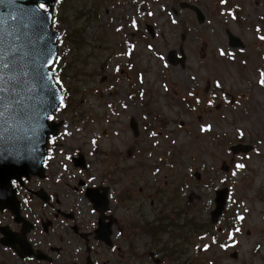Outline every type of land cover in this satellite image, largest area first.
<instances>
[{
    "label": "rangeland",
    "instance_id": "rangeland-1",
    "mask_svg": "<svg viewBox=\"0 0 264 264\" xmlns=\"http://www.w3.org/2000/svg\"><path fill=\"white\" fill-rule=\"evenodd\" d=\"M51 28L68 103L51 117L63 121L56 159L76 149L93 174L112 170L116 199L129 179L134 189L141 179L164 189L179 180L184 198L195 195L198 227L227 188V234L213 264H264V0H56ZM226 30L240 49L229 48ZM237 144L253 150L232 156Z\"/></svg>",
    "mask_w": 264,
    "mask_h": 264
},
{
    "label": "flooded vegetation",
    "instance_id": "flooded-vegetation-1",
    "mask_svg": "<svg viewBox=\"0 0 264 264\" xmlns=\"http://www.w3.org/2000/svg\"><path fill=\"white\" fill-rule=\"evenodd\" d=\"M59 131L48 139L42 174L11 183L17 204L0 208V264H213L227 234L225 210L216 224L209 218L198 227L195 195L184 198L179 180L164 189L141 179L134 189L129 179L113 198L112 170L93 174L76 149L56 159Z\"/></svg>",
    "mask_w": 264,
    "mask_h": 264
},
{
    "label": "water",
    "instance_id": "water-1",
    "mask_svg": "<svg viewBox=\"0 0 264 264\" xmlns=\"http://www.w3.org/2000/svg\"><path fill=\"white\" fill-rule=\"evenodd\" d=\"M54 3L55 0H0V208L12 211L16 210L17 202L11 181L20 182L30 174L41 175L47 139L55 136L60 127V123L48 122L62 102L53 78L55 70H49L57 53L58 32L50 29ZM41 4L48 10H42ZM190 7L201 24V11ZM146 30L150 36L154 35L152 26L147 25ZM226 34L230 47L243 46L228 30ZM178 61L171 51L170 65ZM129 126L137 136L133 120ZM252 150L253 146L246 144L229 147L232 156ZM221 169L227 171L228 167L222 165ZM194 177L199 179V174ZM227 197V188L215 191L210 212L213 224L221 216Z\"/></svg>",
    "mask_w": 264,
    "mask_h": 264
},
{
    "label": "snow or ice",
    "instance_id": "snow-or-ice-1",
    "mask_svg": "<svg viewBox=\"0 0 264 264\" xmlns=\"http://www.w3.org/2000/svg\"><path fill=\"white\" fill-rule=\"evenodd\" d=\"M40 8H44V5L43 4H41L40 5ZM223 54V53H222ZM52 63V61H49V64H51ZM59 82V81H58ZM262 83H264V81H261ZM49 118H51V117H49ZM237 167H243V165H237Z\"/></svg>",
    "mask_w": 264,
    "mask_h": 264
},
{
    "label": "trees",
    "instance_id": "trees-1",
    "mask_svg": "<svg viewBox=\"0 0 264 264\" xmlns=\"http://www.w3.org/2000/svg\"><path fill=\"white\" fill-rule=\"evenodd\" d=\"M59 43L61 44V40L59 41ZM56 78H57V74H56Z\"/></svg>",
    "mask_w": 264,
    "mask_h": 264
}]
</instances>
